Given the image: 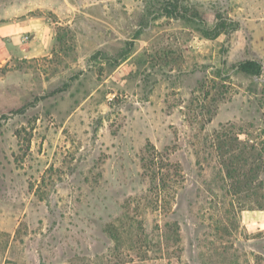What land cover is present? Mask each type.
<instances>
[{"label": "rangeland", "instance_id": "rangeland-1", "mask_svg": "<svg viewBox=\"0 0 264 264\" xmlns=\"http://www.w3.org/2000/svg\"><path fill=\"white\" fill-rule=\"evenodd\" d=\"M17 23L0 42V264H264V0H0ZM217 135L263 155L247 191Z\"/></svg>", "mask_w": 264, "mask_h": 264}, {"label": "trees", "instance_id": "trees-1", "mask_svg": "<svg viewBox=\"0 0 264 264\" xmlns=\"http://www.w3.org/2000/svg\"><path fill=\"white\" fill-rule=\"evenodd\" d=\"M219 32H215L213 35L217 36ZM58 39H60V36L58 34ZM234 67H236V70L248 75H255L259 76L262 71V64L259 60L253 59V58H245L242 60H239L235 63ZM210 119V118H209ZM216 149L217 154L219 158L220 164L225 169L226 177L229 179H232V182L230 186L232 187L234 192H240V191H247V189L250 188L249 181V174L247 173L246 169H243V166L245 168V165H247L248 157L252 159L251 165L249 168H252L253 171L255 168H259L261 163L255 162V158L258 156L261 157V152H256V148L254 144H246L245 142L242 143L241 141L237 140V137H227L221 138L219 135L216 136ZM229 140V141H228ZM232 141H235V144H232ZM227 146V148H225ZM238 149V153H234L235 147ZM229 149V150H226ZM242 161V162H241ZM264 163V162H263ZM240 169H243L239 171ZM250 169L249 171H251ZM258 174L257 171H255V174ZM234 179V183H233ZM243 184L241 185L239 184ZM256 187L261 188L263 187L262 182L260 181L259 184L256 185ZM257 208L264 209V201L257 200L256 202Z\"/></svg>", "mask_w": 264, "mask_h": 264}, {"label": "crops", "instance_id": "crops-1", "mask_svg": "<svg viewBox=\"0 0 264 264\" xmlns=\"http://www.w3.org/2000/svg\"><path fill=\"white\" fill-rule=\"evenodd\" d=\"M29 27H31V26H27V25L21 26L20 23H17L15 25L11 26V27L0 26V42H1V36L4 35L5 31L7 33H9L10 35H13V37H14V36H16L15 35L16 33H19V31L27 29ZM26 51H28V50L26 48H24V47H20L19 46V47L16 48V47L11 46L8 49L7 54H10V52H11V53H15L16 55H19V56H25V55H27Z\"/></svg>", "mask_w": 264, "mask_h": 264}, {"label": "built area", "instance_id": "built-area-1", "mask_svg": "<svg viewBox=\"0 0 264 264\" xmlns=\"http://www.w3.org/2000/svg\"><path fill=\"white\" fill-rule=\"evenodd\" d=\"M26 38H27V36L24 37V39H26Z\"/></svg>", "mask_w": 264, "mask_h": 264}]
</instances>
